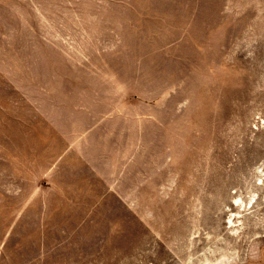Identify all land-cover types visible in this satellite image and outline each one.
Returning <instances> with one entry per match:
<instances>
[{"label": "rangeland", "instance_id": "rangeland-1", "mask_svg": "<svg viewBox=\"0 0 264 264\" xmlns=\"http://www.w3.org/2000/svg\"><path fill=\"white\" fill-rule=\"evenodd\" d=\"M0 264H264V0H0Z\"/></svg>", "mask_w": 264, "mask_h": 264}]
</instances>
